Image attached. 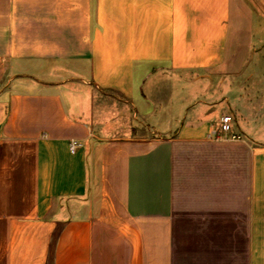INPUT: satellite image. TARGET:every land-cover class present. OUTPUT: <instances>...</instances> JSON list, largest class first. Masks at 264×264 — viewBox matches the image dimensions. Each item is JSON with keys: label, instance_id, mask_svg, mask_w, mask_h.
Wrapping results in <instances>:
<instances>
[{"label": "crops", "instance_id": "crops-1", "mask_svg": "<svg viewBox=\"0 0 264 264\" xmlns=\"http://www.w3.org/2000/svg\"><path fill=\"white\" fill-rule=\"evenodd\" d=\"M232 14L233 0H0V264H48L52 245L53 264H264L263 109L208 87L175 113L171 93L143 91L239 78ZM224 115L241 141L216 140Z\"/></svg>", "mask_w": 264, "mask_h": 264}, {"label": "rangeland", "instance_id": "rangeland-1", "mask_svg": "<svg viewBox=\"0 0 264 264\" xmlns=\"http://www.w3.org/2000/svg\"><path fill=\"white\" fill-rule=\"evenodd\" d=\"M228 54L231 55L230 59L233 62L231 70L236 73L240 71L237 79L227 75L224 80L215 78L213 83H210V80L194 83L186 75L171 77L159 75L148 80L143 91L154 98L155 94L162 103L166 94L171 93V97L176 101L175 113L179 108V101L184 96L191 99L198 94L204 95L208 87H211L212 92L245 91L249 101L256 108L261 107L264 113V0H233ZM69 76L66 70L62 78L66 79ZM65 97L68 101L69 97L67 95ZM241 122L244 126L243 120ZM130 123L136 124L133 121ZM234 131L238 133L236 128Z\"/></svg>", "mask_w": 264, "mask_h": 264}, {"label": "built area", "instance_id": "built-area-1", "mask_svg": "<svg viewBox=\"0 0 264 264\" xmlns=\"http://www.w3.org/2000/svg\"><path fill=\"white\" fill-rule=\"evenodd\" d=\"M216 140L220 142H239L242 140V136L234 133L233 131V118L230 115H224L221 118L219 131L216 136ZM83 143L79 141L70 142V152L75 154L78 149L83 148Z\"/></svg>", "mask_w": 264, "mask_h": 264}, {"label": "trees", "instance_id": "trees-1", "mask_svg": "<svg viewBox=\"0 0 264 264\" xmlns=\"http://www.w3.org/2000/svg\"><path fill=\"white\" fill-rule=\"evenodd\" d=\"M60 233V230L58 229V232H56V235L54 236V242H55V237H57ZM54 263V253H53V245L52 248L50 249V256H49V261L48 264H53Z\"/></svg>", "mask_w": 264, "mask_h": 264}]
</instances>
